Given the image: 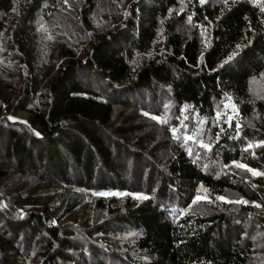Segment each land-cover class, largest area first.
<instances>
[{
    "label": "trees",
    "instance_id": "1",
    "mask_svg": "<svg viewBox=\"0 0 264 264\" xmlns=\"http://www.w3.org/2000/svg\"><path fill=\"white\" fill-rule=\"evenodd\" d=\"M260 83L264 0H0V264H264Z\"/></svg>",
    "mask_w": 264,
    "mask_h": 264
},
{
    "label": "rangeland",
    "instance_id": "2",
    "mask_svg": "<svg viewBox=\"0 0 264 264\" xmlns=\"http://www.w3.org/2000/svg\"><path fill=\"white\" fill-rule=\"evenodd\" d=\"M9 15H11V14H9ZM86 46H87V48H88L89 50H91V46H90L89 44H87ZM65 60H67V58L60 60L59 63H58L57 65H55L54 71H57L59 66H64V65H65V63H64ZM63 64H64V65H63ZM21 67H24V68H25V66H24L23 64L21 65ZM16 71H18V69H16ZM259 88H260V90H264V84L260 83V84H259ZM17 117H18L20 120H26L28 116H27V114H18ZM121 122H122V120H121ZM120 125H121V124H120ZM110 128H111V129H110ZM110 128H109L108 131H109V132H110V130L113 131V130H114V125L111 126ZM116 132H117V131H115L114 133L116 134ZM118 132H119V131H118ZM112 137H113V135H112ZM123 161H124V159H123ZM125 162H126V161H125ZM83 215H84V211H80V212L76 213L75 215L69 217V219L78 222L79 219H80Z\"/></svg>",
    "mask_w": 264,
    "mask_h": 264
},
{
    "label": "snow or ice",
    "instance_id": "3",
    "mask_svg": "<svg viewBox=\"0 0 264 264\" xmlns=\"http://www.w3.org/2000/svg\"><path fill=\"white\" fill-rule=\"evenodd\" d=\"M203 2H204V0H201V3H203ZM161 122L166 123V121H161ZM173 131L175 132V130H173ZM187 138H188L189 140L193 139L192 136H188ZM237 167H245V165H237ZM221 199H223V198H221Z\"/></svg>",
    "mask_w": 264,
    "mask_h": 264
},
{
    "label": "water",
    "instance_id": "4",
    "mask_svg": "<svg viewBox=\"0 0 264 264\" xmlns=\"http://www.w3.org/2000/svg\"><path fill=\"white\" fill-rule=\"evenodd\" d=\"M231 103H227L226 106H229Z\"/></svg>",
    "mask_w": 264,
    "mask_h": 264
}]
</instances>
